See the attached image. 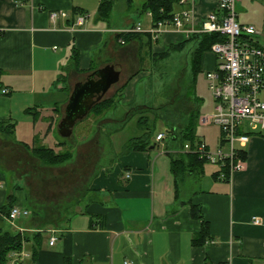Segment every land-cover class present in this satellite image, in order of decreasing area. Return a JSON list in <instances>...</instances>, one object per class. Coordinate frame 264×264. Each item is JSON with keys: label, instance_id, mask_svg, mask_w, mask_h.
<instances>
[{"label": "crops", "instance_id": "obj_1", "mask_svg": "<svg viewBox=\"0 0 264 264\" xmlns=\"http://www.w3.org/2000/svg\"><path fill=\"white\" fill-rule=\"evenodd\" d=\"M98 3L99 0H0V91L7 90L4 94L0 92V120L15 123L13 134L8 135L10 140L0 133V208L13 190L14 205L30 213L18 218L17 223L0 214V221L22 234L44 232L37 254L32 258L31 243L25 242L18 262L124 264L126 259L132 264L264 262L262 135L250 136L243 149L244 167L233 171L229 180L216 178L218 166L206 168L203 164L201 175L188 172L176 184L171 158L181 152L170 145L169 137L162 142L154 141L147 151L119 154L128 138L113 149V162L102 168L94 164L88 175L86 159L91 154L87 151L92 148L89 140L95 138L99 157L103 150L101 131L97 128L94 135L78 131L77 141L72 138V131L67 138L73 144L70 148L73 159L53 168L55 173L62 170L66 183L82 181L83 188L66 203L59 219L42 220L18 184L9 192L6 189L5 149L8 145L21 149L23 144H33L19 138L18 131L45 130L43 135L47 137L64 116L74 83L89 72L106 64H114L118 69V80L113 83L117 102L110 110L111 114L120 110L119 127L138 116L130 117L129 111L159 110L147 108L137 93L139 83L149 74L147 68L143 69L144 64L153 65L157 57H166L170 46L182 42L187 35L166 28L154 40L150 34H142L122 44L116 37L118 31L131 28L139 19L146 21L147 26L141 27L147 30L152 24L151 16L143 13L135 20L132 12L136 9L134 6L128 9L125 4L122 9L112 11L108 21H103L96 17ZM216 3L217 0H188L183 5H174V12L190 8L192 21L199 23ZM51 11L66 12V16L51 20ZM78 14L86 15L81 24L77 23ZM184 22L190 24L191 20ZM152 56L155 59L151 62ZM203 64L207 71L214 68L215 58L210 51L204 54ZM118 103L129 107L126 111L119 109ZM26 122L29 129H20ZM89 135L93 136L88 140ZM219 135L218 131L214 147L218 145ZM197 139L208 142L204 135ZM61 143H57L58 151L72 147L65 148L66 142ZM49 175L56 176L51 171ZM193 178L201 180L204 187L188 190L187 184ZM191 205L201 206V219L192 216ZM254 216L260 223H253ZM202 219L209 224L210 239L194 245L192 237L200 230ZM53 236L55 240L50 244Z\"/></svg>", "mask_w": 264, "mask_h": 264}, {"label": "rangeland", "instance_id": "obj_2", "mask_svg": "<svg viewBox=\"0 0 264 264\" xmlns=\"http://www.w3.org/2000/svg\"><path fill=\"white\" fill-rule=\"evenodd\" d=\"M144 0H132V4L136 11L132 12L135 20L140 18L142 14L138 13V9ZM124 0H116L112 11H117L125 6ZM237 20L240 23L253 25L260 33L259 44L264 47V0H237L236 2ZM134 20V21H135ZM142 27L147 26L146 21L143 19L138 20ZM138 21H135L137 24ZM123 28V27H122ZM188 37V36H187ZM194 42L189 40L179 49L171 50L166 57H157L156 62L144 64V68L149 71L148 75L143 78V84L141 82L138 85L137 93L142 97V102L146 104L147 108H157L156 130L153 135V141L158 132L164 131L167 135V129L171 126L177 128L184 125L188 121L190 110L197 112V119L195 120V134L197 136L204 135L208 139V144L212 149L215 148V138L218 133V127L215 124H200L198 118L201 115L207 114L212 109L211 93L208 89L207 79L205 73L206 67L201 65V69L194 75L192 72L191 64V50ZM155 56L151 58V62L154 61ZM114 84L110 86L107 92L101 99L114 97L117 99L116 93L113 94ZM260 97L264 100V91L261 92ZM196 98L202 102H197ZM100 99V100H101ZM119 104V103H118ZM119 109L129 107L127 105L119 104ZM193 104V105H192ZM132 106V105H131ZM151 106V107H150ZM112 110H108L103 115H93L87 113L85 117L76 122L73 126L72 138L77 141L78 131H86L87 134H93L97 131V128L101 131V146L102 151L98 157V152H95L94 141L95 138H91L93 135H89V145H92L91 151H87L92 154V157L86 159V166L88 165L87 174L89 175L93 171L94 164H97V168L108 166L112 160V151L116 146L121 145L125 140L130 137L139 134V130L136 129L137 117L129 119L125 126L119 127V117H121L120 110L116 114H111ZM160 112V113H159ZM148 117H153L154 114L147 112ZM110 119V120H108ZM108 120V121H107ZM45 125V121L43 123ZM43 126V125H42ZM93 128V129H92ZM20 129L27 130L29 125L21 124ZM118 129V130H116ZM93 130V131H92ZM35 131H18V137L32 141L40 139L43 144L54 148L58 151L57 143L62 141L66 142L65 148H73V144L69 142V138L62 137L54 127L53 130L45 137L43 134L45 130ZM71 138V140H72ZM7 140H10L9 136H6ZM165 140V139H164ZM116 150V149H115ZM86 152V151H85ZM7 160V168L5 171L6 189L8 192L12 190L15 184L22 187L23 191L27 194L28 202L33 207L35 213L42 220H57L62 214L63 208L70 200H73L74 195L78 191H82V181L77 183H66L60 173L54 172L53 167L56 165H45L30 151V146H22L19 149L16 145H8L5 149ZM115 154V153H114ZM83 157V155H82ZM80 158V160L83 158ZM94 158L95 163L91 165ZM73 159V158H72ZM71 159V160H72ZM85 159V158H84ZM85 162V161H84ZM204 166L217 167V165L204 162ZM61 169V167H60ZM56 175L52 177L49 175ZM82 171V169H81ZM22 177V178H20ZM204 187L201 180L193 178L187 184L188 190H196ZM32 209V210H33ZM32 212V211H31ZM30 213L28 212V215ZM19 222L18 219L14 220V223ZM2 228L11 230L7 227L6 223L0 221ZM13 231V229H12Z\"/></svg>", "mask_w": 264, "mask_h": 264}, {"label": "built area", "instance_id": "obj_3", "mask_svg": "<svg viewBox=\"0 0 264 264\" xmlns=\"http://www.w3.org/2000/svg\"><path fill=\"white\" fill-rule=\"evenodd\" d=\"M188 0H178L177 4L183 5ZM237 0H217L215 8L210 11L199 23L192 21V10L182 9L172 18L164 19L145 30L139 23L122 32H146L154 40L166 28H172L185 33L216 32L224 40L214 42L210 52L215 58L213 69L206 71L208 89L213 98L211 112L199 117L200 124H215L219 129V142L211 148L201 139L193 143L186 142L180 150L182 153L196 155L203 162L217 165L219 170L216 178L227 181L233 171L244 167L242 151L248 143L250 136L255 133L264 134V100L260 97L264 89V48L257 37L259 31L251 24L240 23L237 20ZM150 16L151 13L147 12ZM66 12L51 11L49 17L56 20L65 17ZM86 18L85 14H78L77 23L81 24ZM191 20L186 24L185 20ZM120 43L125 41L119 38ZM1 93H6L2 89ZM166 134L162 131L155 136V141L162 142ZM127 177L129 174L126 175ZM28 215V210L13 205L9 210L6 220L12 222ZM253 223H260L256 216L252 217ZM55 237H50V244ZM20 252L12 253L9 264L18 263ZM124 264H132L125 260Z\"/></svg>", "mask_w": 264, "mask_h": 264}, {"label": "trees", "instance_id": "obj_4", "mask_svg": "<svg viewBox=\"0 0 264 264\" xmlns=\"http://www.w3.org/2000/svg\"><path fill=\"white\" fill-rule=\"evenodd\" d=\"M115 1L116 0H99L96 10V17L99 20L108 21L110 18V14L114 8ZM177 1L178 0H144L141 3L140 8L138 9V13L143 14L150 12L153 23L164 19H170L175 14L174 5L177 4ZM124 2L126 3L128 9L132 8V0H124ZM142 34L149 35V33L146 32H122L117 33L116 37L117 39L122 38L124 41H126L137 38ZM189 40L194 42L190 59L192 64V72L195 75L196 72L201 69L204 54L210 51V47L214 42L222 41L224 40V37L216 32L193 33L188 35V37L182 42L170 46V49L167 50L165 54H167L171 50H175L178 48L180 49L185 44V42ZM116 102L117 100H115L114 97L101 99L96 102L88 112L95 116L103 115L108 110H110L116 104ZM194 110H190L188 121L184 125L178 126L177 128L171 126V128L167 129L166 131V137H169L171 140L170 145L177 147L178 150H181L186 142L193 143L197 140V135L195 134V120L197 119L198 114L197 112H194ZM152 112L154 113V116L151 118L146 115L147 111H142L140 113H131L129 111L130 117L138 115L136 120V127L141 131V133L138 136L129 138L123 145L122 150L119 152V154H127L132 151H147L154 146L155 143L153 141V135L156 130L157 116H159V114L156 111ZM14 124L15 123L11 121L0 120V133L7 136L13 134ZM257 134L261 135L259 133ZM61 144H63V142ZM23 146L28 147L29 145L27 146L26 144H23ZM30 151L40 161H42L43 164L48 166L64 163L73 158V152L72 150H70V148L55 151L52 147H48L42 144L40 139L37 138L34 140L33 144L30 145ZM181 153L171 158V171L174 175L176 184L182 182L184 180L185 174L188 172H195L201 175L202 166L204 163L194 154ZM244 154V151H242V157L244 156ZM91 157L92 154L90 155V158ZM14 202L15 194L12 190L7 194L6 202L0 208V214L7 216L9 210L14 205ZM191 210L192 216H194L195 218L201 219L203 217L200 205H191ZM29 234L30 233L22 234L17 230L12 231L0 227V264H9L12 260V253L20 252L25 242L31 243V257L33 258L37 254L44 239V232L36 231L31 233L30 235ZM208 239H210L209 224L206 220L202 219L200 230L192 237V243L194 245H202L204 241ZM16 264L20 263L18 262ZM204 264L211 263L206 260ZM219 264L227 263L221 262ZM260 264H264V262Z\"/></svg>", "mask_w": 264, "mask_h": 264}, {"label": "water", "instance_id": "obj_5", "mask_svg": "<svg viewBox=\"0 0 264 264\" xmlns=\"http://www.w3.org/2000/svg\"><path fill=\"white\" fill-rule=\"evenodd\" d=\"M119 71L114 64L97 68L74 83L65 106L64 116L57 125L62 137H69L74 124L85 117L110 86L118 80Z\"/></svg>", "mask_w": 264, "mask_h": 264}]
</instances>
